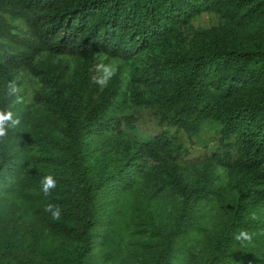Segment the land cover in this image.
<instances>
[{
    "label": "trees",
    "instance_id": "trees-1",
    "mask_svg": "<svg viewBox=\"0 0 264 264\" xmlns=\"http://www.w3.org/2000/svg\"><path fill=\"white\" fill-rule=\"evenodd\" d=\"M0 111V264H264V0H0Z\"/></svg>",
    "mask_w": 264,
    "mask_h": 264
},
{
    "label": "clouds",
    "instance_id": "clouds-1",
    "mask_svg": "<svg viewBox=\"0 0 264 264\" xmlns=\"http://www.w3.org/2000/svg\"><path fill=\"white\" fill-rule=\"evenodd\" d=\"M95 69L103 70L102 77H97V76L92 77L93 83L99 84L101 88L106 87L111 77L114 76L116 73V69L114 67H112L111 65H105L102 62L100 64H97L95 66ZM8 92L9 95H13L16 92H18L15 81L9 82ZM19 100L20 97H17V101ZM20 122L21 121L18 117L13 118V113L11 111L8 112L0 111V139H3L7 136L9 128L17 127L20 124ZM41 184H42V191L45 196L50 195L51 190L56 187V181L51 175L43 177ZM46 211L51 213L53 219H59L61 210L58 206L49 204L46 208ZM242 237L250 238L249 234L246 231H241L236 238L241 239Z\"/></svg>",
    "mask_w": 264,
    "mask_h": 264
},
{
    "label": "rangeland",
    "instance_id": "rangeland-1",
    "mask_svg": "<svg viewBox=\"0 0 264 264\" xmlns=\"http://www.w3.org/2000/svg\"><path fill=\"white\" fill-rule=\"evenodd\" d=\"M216 19L211 18L208 15H204L201 20L198 23L208 26L211 25ZM140 126H142L143 130H148L152 128L157 129L156 122L150 121L148 119H141ZM216 130L211 129L208 126H205L204 130L201 132L200 135L197 136H187L186 134H183L185 143L190 147L191 149V157H201L204 156L207 152H212L211 146L213 143H215L216 139Z\"/></svg>",
    "mask_w": 264,
    "mask_h": 264
}]
</instances>
